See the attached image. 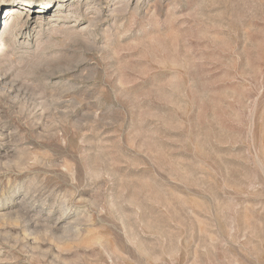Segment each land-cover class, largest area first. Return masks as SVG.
Returning <instances> with one entry per match:
<instances>
[{
  "label": "rangeland",
  "instance_id": "obj_1",
  "mask_svg": "<svg viewBox=\"0 0 264 264\" xmlns=\"http://www.w3.org/2000/svg\"><path fill=\"white\" fill-rule=\"evenodd\" d=\"M8 1L0 264H264V0Z\"/></svg>",
  "mask_w": 264,
  "mask_h": 264
},
{
  "label": "bare ground",
  "instance_id": "obj_2",
  "mask_svg": "<svg viewBox=\"0 0 264 264\" xmlns=\"http://www.w3.org/2000/svg\"><path fill=\"white\" fill-rule=\"evenodd\" d=\"M26 2H27V1L24 0L23 3L26 4ZM7 3H8V5L10 6V4L15 3V1L12 2V1L9 0ZM17 4H18V3H17ZM33 4H35V3H33ZM49 5H50V2L42 4V6H49ZM33 6H34V5H33ZM12 7H13V8H11V10H9V14H8V18H9V19H8V23H7V26H6L5 30L9 29L10 26H11V25H10V24H11L10 14H13L14 12H16L15 9H16L17 6H12ZM47 10H48V9H47ZM35 13L38 14L39 11H37V12H35ZM14 14H15V13H14ZM19 15H20V14H19ZM14 19H16V21H17V20H23L22 16H17V15H16V17H15ZM16 21H15V22H16ZM24 21H25V19H24ZM18 22H19V21H18ZM25 22H26V21H25ZM17 24H18V23H17ZM24 24H25V23H24ZM22 26H23V25H22ZM19 27H20V26H19Z\"/></svg>",
  "mask_w": 264,
  "mask_h": 264
}]
</instances>
